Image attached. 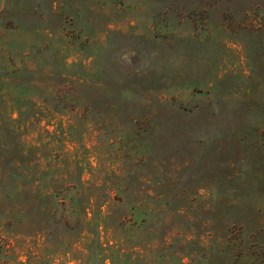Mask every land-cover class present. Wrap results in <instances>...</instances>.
I'll use <instances>...</instances> for the list:
<instances>
[{
	"label": "rangeland",
	"instance_id": "1",
	"mask_svg": "<svg viewBox=\"0 0 264 264\" xmlns=\"http://www.w3.org/2000/svg\"><path fill=\"white\" fill-rule=\"evenodd\" d=\"M0 264H264V0H0Z\"/></svg>",
	"mask_w": 264,
	"mask_h": 264
}]
</instances>
